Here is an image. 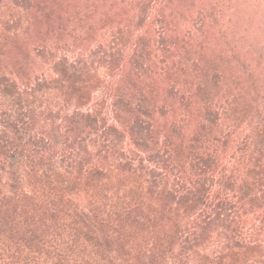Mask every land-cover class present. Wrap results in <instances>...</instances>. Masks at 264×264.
Here are the masks:
<instances>
[{"label": "trees", "instance_id": "1", "mask_svg": "<svg viewBox=\"0 0 264 264\" xmlns=\"http://www.w3.org/2000/svg\"><path fill=\"white\" fill-rule=\"evenodd\" d=\"M251 7L0 0V264H264Z\"/></svg>", "mask_w": 264, "mask_h": 264}, {"label": "rangeland", "instance_id": "2", "mask_svg": "<svg viewBox=\"0 0 264 264\" xmlns=\"http://www.w3.org/2000/svg\"><path fill=\"white\" fill-rule=\"evenodd\" d=\"M252 23L250 30V44L252 46L248 54L246 65L248 68L255 63V75L261 79L264 86V0H252L250 9ZM248 70V69H247Z\"/></svg>", "mask_w": 264, "mask_h": 264}]
</instances>
